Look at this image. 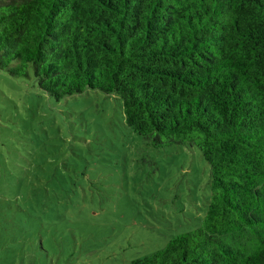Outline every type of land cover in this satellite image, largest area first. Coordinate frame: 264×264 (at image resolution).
Segmentation results:
<instances>
[{
    "label": "trees",
    "instance_id": "trees-1",
    "mask_svg": "<svg viewBox=\"0 0 264 264\" xmlns=\"http://www.w3.org/2000/svg\"><path fill=\"white\" fill-rule=\"evenodd\" d=\"M0 71L116 96L152 147L199 151L201 226L128 264H264V0H0Z\"/></svg>",
    "mask_w": 264,
    "mask_h": 264
},
{
    "label": "rangeland",
    "instance_id": "rangeland-1",
    "mask_svg": "<svg viewBox=\"0 0 264 264\" xmlns=\"http://www.w3.org/2000/svg\"><path fill=\"white\" fill-rule=\"evenodd\" d=\"M209 167L195 147L154 148L121 101H55L0 71V264H128L199 228Z\"/></svg>",
    "mask_w": 264,
    "mask_h": 264
}]
</instances>
